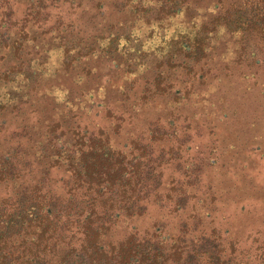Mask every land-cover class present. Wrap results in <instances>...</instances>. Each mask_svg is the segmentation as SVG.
Instances as JSON below:
<instances>
[{
    "label": "trees",
    "instance_id": "16d2710c",
    "mask_svg": "<svg viewBox=\"0 0 264 264\" xmlns=\"http://www.w3.org/2000/svg\"><path fill=\"white\" fill-rule=\"evenodd\" d=\"M86 1L0 0V264H264V244L252 260L231 230L211 227L215 198L193 202L180 181L163 190V165L192 150L181 115L118 144L140 107L189 98L172 78H207L228 40L232 63L264 65V0H95L120 18L102 30L81 22ZM98 63L118 73L114 95L128 103L105 106L109 128L30 117L33 94H54V72L93 76Z\"/></svg>",
    "mask_w": 264,
    "mask_h": 264
},
{
    "label": "rangeland",
    "instance_id": "374dc122",
    "mask_svg": "<svg viewBox=\"0 0 264 264\" xmlns=\"http://www.w3.org/2000/svg\"><path fill=\"white\" fill-rule=\"evenodd\" d=\"M17 2L25 7L29 0ZM97 3L95 0L85 2L80 18L84 25L98 26L102 30L120 19L105 6L97 9ZM234 44L228 40L218 47L223 54L215 56L211 63L214 69L207 78L199 81V77H187L182 86L179 80L172 78L176 89L190 87L187 99L175 102L171 98H157L145 105L139 103L140 89L133 88L132 100L145 107H140L134 120L126 125L118 144L125 146L129 138L143 131L155 118H170L172 112L181 115L178 126L190 125L192 150L186 152L185 147L181 148L183 151H178L170 163L163 165V190L180 181L185 183L186 190L196 193L193 202H210L211 196L215 198L211 205L215 210L208 219L213 220L211 227L223 233L225 229L231 230L239 241L240 250L245 256L252 255L253 260L259 254L257 248L264 244V65L247 67L232 63ZM55 59L56 56H52L51 60ZM98 67L97 73L103 64L98 63ZM55 68L52 65V69ZM100 74L54 72L45 83L54 88V94L50 96L45 90L37 97L33 94L27 108L30 117L36 114V119L51 122L53 118L61 120L75 116V121L91 128H109L112 120L105 117V106L118 110L128 103L114 95L118 73L104 67ZM5 92L6 89L1 90L2 95ZM184 94L181 90L177 96L180 98ZM91 107L95 109L88 112ZM18 126L17 122L13 128ZM174 141L172 138L171 142ZM180 161L189 166V171L179 165ZM159 214L158 209L152 210L142 220L146 219L147 223V220L157 219ZM173 223L169 224L175 225Z\"/></svg>",
    "mask_w": 264,
    "mask_h": 264
}]
</instances>
